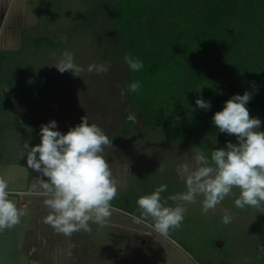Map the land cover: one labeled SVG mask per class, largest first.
Here are the masks:
<instances>
[{
  "label": "rangeland",
  "instance_id": "374dc122",
  "mask_svg": "<svg viewBox=\"0 0 264 264\" xmlns=\"http://www.w3.org/2000/svg\"><path fill=\"white\" fill-rule=\"evenodd\" d=\"M1 22L0 170L4 171L0 177L8 181L10 194L18 197L23 209L27 206L25 249L30 257L38 264H264V207L241 209L234 204L236 196H229L204 213L200 197L186 206L181 227L165 237L154 231L151 218L137 224L132 213L117 206L131 194L139 215L137 199L159 184L168 185L162 193L165 198L184 191L175 167L190 159L194 146L205 151L203 146L210 142L221 148L226 143L199 133L171 144L146 125L128 94L121 96L128 71L114 31L113 10L106 1L0 0ZM5 46L17 50L4 54ZM65 50L72 51L75 62L85 68L81 77L54 66ZM99 62L110 64L107 73L86 70ZM129 112L137 119H127ZM85 116L112 139L104 155L118 192L107 226L92 224L91 232L65 237L44 222L49 209L36 180L40 173L27 167L23 144L25 140L30 146L40 143L42 124L55 120L66 133ZM160 164L163 172L157 171ZM233 191L239 195V189ZM226 210L232 219L224 224L221 217Z\"/></svg>",
  "mask_w": 264,
  "mask_h": 264
},
{
  "label": "clouds",
  "instance_id": "9594fccd",
  "mask_svg": "<svg viewBox=\"0 0 264 264\" xmlns=\"http://www.w3.org/2000/svg\"><path fill=\"white\" fill-rule=\"evenodd\" d=\"M124 63L130 71H140L144 67L142 59L131 54L124 56ZM63 72L80 76L85 68L75 62L74 54L65 50L54 65ZM110 64L99 62L89 64L88 72L107 73ZM141 82L134 81L121 88V96L139 92ZM252 93L245 91L232 95L220 111L214 113L212 123L222 133L235 135L236 143L227 141L225 147L212 148L210 155L194 146V154L175 167L177 178L183 182L185 190L163 197L168 190L161 183L137 201L139 215H132L135 223L153 221L155 232L169 236L170 231L181 227L187 205L198 202L201 211L208 213L215 209L226 197L236 196L234 204L246 207H264V131H260L261 120L250 117L246 107ZM195 105L208 110L211 102L197 98ZM127 119L135 120L134 112ZM112 145V139L96 123H90L87 116L66 133H62L55 120L40 127V143L30 146L25 140L27 167L40 173L41 195L49 214L44 222L65 237H71L81 230L92 231V224L99 227L108 225L112 216V201L118 192V183L111 164L104 155L105 148ZM157 171L163 172L160 164ZM42 177H47L43 179ZM239 189V195L233 191ZM168 201H174L175 206ZM27 206L21 209L10 198L8 181L0 177V232L19 224L27 215ZM231 213L225 211L221 217L224 224L231 222ZM151 235V234H148ZM71 252L69 251V255Z\"/></svg>",
  "mask_w": 264,
  "mask_h": 264
},
{
  "label": "trees",
  "instance_id": "16d2710c",
  "mask_svg": "<svg viewBox=\"0 0 264 264\" xmlns=\"http://www.w3.org/2000/svg\"><path fill=\"white\" fill-rule=\"evenodd\" d=\"M104 1L113 10L122 57L131 54L144 62L140 71H130L123 59L128 84L142 85L128 94L129 103L148 127L171 144L199 133L236 143L212 117L232 95L249 91L246 107L264 131V0ZM197 98L210 101L211 108H198ZM203 147L209 155L221 148L213 142ZM132 196L117 206L138 215Z\"/></svg>",
  "mask_w": 264,
  "mask_h": 264
},
{
  "label": "crops",
  "instance_id": "0c3cea01",
  "mask_svg": "<svg viewBox=\"0 0 264 264\" xmlns=\"http://www.w3.org/2000/svg\"><path fill=\"white\" fill-rule=\"evenodd\" d=\"M2 18V16H1ZM2 22L0 23V42L2 37L3 30ZM18 45V42L15 44ZM14 45V46H15ZM1 46V43H0ZM13 46V47H14ZM4 54L8 52H16L17 49H9V46L1 47ZM5 57V56H4ZM3 89L1 88V91ZM3 95L0 92V96ZM5 115V113H4ZM4 170H0L3 172ZM12 193V191H10ZM10 198L13 199L17 206L23 209L22 202L18 200V197L10 194ZM26 215L21 217L19 224L15 225L10 229H5L0 232V264H38V260L29 256L26 252V242H27V233H26Z\"/></svg>",
  "mask_w": 264,
  "mask_h": 264
}]
</instances>
